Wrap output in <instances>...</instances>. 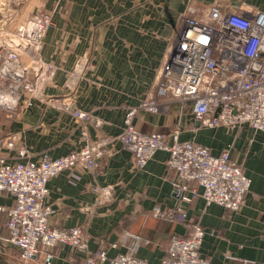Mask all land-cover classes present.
<instances>
[{
  "label": "crops",
  "instance_id": "obj_1",
  "mask_svg": "<svg viewBox=\"0 0 264 264\" xmlns=\"http://www.w3.org/2000/svg\"><path fill=\"white\" fill-rule=\"evenodd\" d=\"M28 5L31 14L53 12L41 55L54 72L42 79L31 106L19 102L14 111L0 109V136L14 134L18 145L29 148L32 161L78 149L85 143L84 133L91 139L113 138L97 174L74 167L47 182L53 226H79L86 249L61 244L41 248L29 264H82L100 247L108 256L130 252L159 264L171 237H187L192 222L214 231L200 247L211 264H264V131L246 125L208 127L193 117L191 103L181 106L170 97L163 100L170 103L167 110H139L134 119L138 130L163 134L168 142L176 131L180 140L205 146L213 155L228 149L231 161L251 180L244 203L233 211L205 204L194 181L188 187L197 188V195L176 197V172L167 165L166 151L157 150L144 168L135 169L131 152L114 139L126 108L154 90L157 71L188 5L202 17L210 6L224 13L264 11V0H30ZM71 74L76 77L70 78L69 87ZM72 107L99 117L102 124L78 120ZM1 153H8L10 162L17 159L14 151ZM94 185H110L112 200L103 201ZM0 205L13 206L14 200L0 191ZM155 208H181L182 214L173 222L154 215ZM7 237L6 218L0 215V264H20L19 249Z\"/></svg>",
  "mask_w": 264,
  "mask_h": 264
},
{
  "label": "built area",
  "instance_id": "obj_2",
  "mask_svg": "<svg viewBox=\"0 0 264 264\" xmlns=\"http://www.w3.org/2000/svg\"><path fill=\"white\" fill-rule=\"evenodd\" d=\"M188 5L180 14L179 26L172 44L167 48L156 74L154 90L134 106L126 108L122 130L114 139L131 152L133 167L142 169L157 150L168 153L167 165L176 172L173 184L176 197L189 199L201 188L205 204L216 203L228 210H237L244 203L250 178L232 162L229 150L213 155L209 149L188 140H180L176 131L170 142L160 133L138 130L134 119L139 110L157 113L167 110L170 97L181 106L191 103L193 117L211 128L248 126L264 131V11L246 9L224 13L210 6L202 16ZM53 12H35L0 44V109L14 111L19 102L29 107L39 94L42 79L54 72V66L43 60L44 37L52 25ZM23 57L27 62H23ZM31 75V77H30ZM69 76L67 86H71ZM71 113L80 121L99 127L102 120L90 112L72 107ZM78 149L52 157L42 154L32 161L25 145H18L14 134L0 136V191L7 192L14 205H0L6 218L8 241L19 249L20 264H29L42 248L57 244L74 250L86 249V239L79 226L60 228L51 222L54 208L48 203L49 178L64 169L81 167L97 174L101 159L109 153L110 137L87 138ZM14 151V162L1 151ZM103 201L112 200L110 185H94ZM153 214L176 221L181 208ZM206 234L213 235L200 224L192 222L185 238L173 235L159 264H211L201 256L200 247ZM51 257L50 254L47 258ZM150 264L132 253L108 256L105 248L90 252L82 264Z\"/></svg>",
  "mask_w": 264,
  "mask_h": 264
},
{
  "label": "rangeland",
  "instance_id": "obj_3",
  "mask_svg": "<svg viewBox=\"0 0 264 264\" xmlns=\"http://www.w3.org/2000/svg\"><path fill=\"white\" fill-rule=\"evenodd\" d=\"M30 0H0V42L12 37V33L31 15Z\"/></svg>",
  "mask_w": 264,
  "mask_h": 264
}]
</instances>
